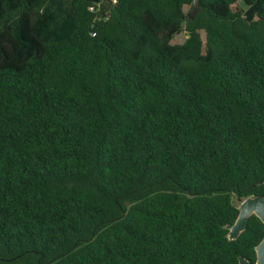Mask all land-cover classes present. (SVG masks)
Returning a JSON list of instances; mask_svg holds the SVG:
<instances>
[{
  "label": "trees",
  "instance_id": "trees-1",
  "mask_svg": "<svg viewBox=\"0 0 264 264\" xmlns=\"http://www.w3.org/2000/svg\"><path fill=\"white\" fill-rule=\"evenodd\" d=\"M194 1L0 0V264L256 261L264 0Z\"/></svg>",
  "mask_w": 264,
  "mask_h": 264
},
{
  "label": "water",
  "instance_id": "water-1",
  "mask_svg": "<svg viewBox=\"0 0 264 264\" xmlns=\"http://www.w3.org/2000/svg\"><path fill=\"white\" fill-rule=\"evenodd\" d=\"M199 0H195L193 4V14L198 12ZM241 203L240 212L236 222L233 225L227 226L229 230V240H237L240 235L246 230L248 220L251 216L258 217L264 223V197H250L247 199L238 198ZM257 258L255 262H251L245 257L239 258L240 264H264V239L256 247Z\"/></svg>",
  "mask_w": 264,
  "mask_h": 264
},
{
  "label": "built area",
  "instance_id": "built-area-1",
  "mask_svg": "<svg viewBox=\"0 0 264 264\" xmlns=\"http://www.w3.org/2000/svg\"><path fill=\"white\" fill-rule=\"evenodd\" d=\"M118 1L119 0H99L97 7H91L90 10L91 11H97V10L100 11L103 9L105 11L104 16H107L106 12H108V10H110L113 6L117 5Z\"/></svg>",
  "mask_w": 264,
  "mask_h": 264
},
{
  "label": "rangeland",
  "instance_id": "rangeland-1",
  "mask_svg": "<svg viewBox=\"0 0 264 264\" xmlns=\"http://www.w3.org/2000/svg\"><path fill=\"white\" fill-rule=\"evenodd\" d=\"M189 11H190V8H186V9H185V12H186V13H189ZM186 39H187L186 34L181 35L180 37H178V42H180V43H184ZM236 203H237L239 206L241 205V203L238 201V199H236Z\"/></svg>",
  "mask_w": 264,
  "mask_h": 264
}]
</instances>
